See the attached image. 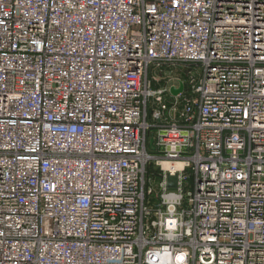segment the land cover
Returning <instances> with one entry per match:
<instances>
[{
  "label": "built area",
  "instance_id": "built-area-1",
  "mask_svg": "<svg viewBox=\"0 0 264 264\" xmlns=\"http://www.w3.org/2000/svg\"><path fill=\"white\" fill-rule=\"evenodd\" d=\"M0 264H264V0H0Z\"/></svg>",
  "mask_w": 264,
  "mask_h": 264
},
{
  "label": "water",
  "instance_id": "water-1",
  "mask_svg": "<svg viewBox=\"0 0 264 264\" xmlns=\"http://www.w3.org/2000/svg\"><path fill=\"white\" fill-rule=\"evenodd\" d=\"M184 91V85H180L179 89L171 88L170 92L173 96H178ZM153 142H151L152 144ZM180 175L176 173L172 175L169 172L165 173V181H166V193L167 194H179L180 190Z\"/></svg>",
  "mask_w": 264,
  "mask_h": 264
},
{
  "label": "rangeland",
  "instance_id": "rangeland-1",
  "mask_svg": "<svg viewBox=\"0 0 264 264\" xmlns=\"http://www.w3.org/2000/svg\"><path fill=\"white\" fill-rule=\"evenodd\" d=\"M175 85H176L175 81H171L168 83V86L170 88L175 86ZM149 151H151L150 148H149ZM189 175H190V173H189ZM148 179H149V176H148ZM149 186L153 189V192H154L153 196L149 197V201L152 203L153 206H157L160 203L159 196L162 194L163 190L160 187L159 182H157L156 180L150 181Z\"/></svg>",
  "mask_w": 264,
  "mask_h": 264
},
{
  "label": "trees",
  "instance_id": "trees-1",
  "mask_svg": "<svg viewBox=\"0 0 264 264\" xmlns=\"http://www.w3.org/2000/svg\"><path fill=\"white\" fill-rule=\"evenodd\" d=\"M149 177L153 178L157 182H161L163 179V173L159 167H157L154 163L150 164L148 167Z\"/></svg>",
  "mask_w": 264,
  "mask_h": 264
},
{
  "label": "bare ground",
  "instance_id": "bare-ground-1",
  "mask_svg": "<svg viewBox=\"0 0 264 264\" xmlns=\"http://www.w3.org/2000/svg\"><path fill=\"white\" fill-rule=\"evenodd\" d=\"M163 169L167 172H171L172 174L175 172H179L182 168V165L180 163L172 164L169 162H163L162 163ZM174 195V194H173Z\"/></svg>",
  "mask_w": 264,
  "mask_h": 264
}]
</instances>
